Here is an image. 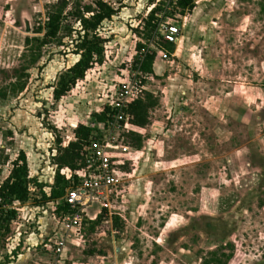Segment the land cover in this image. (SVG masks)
I'll use <instances>...</instances> for the list:
<instances>
[{
  "label": "rangeland",
  "instance_id": "rangeland-1",
  "mask_svg": "<svg viewBox=\"0 0 264 264\" xmlns=\"http://www.w3.org/2000/svg\"><path fill=\"white\" fill-rule=\"evenodd\" d=\"M59 1L0 0V187L19 152L30 176L48 184L54 144L79 122L94 124L114 88L132 79L143 44L154 50L143 24L167 0H100L114 12L109 20L85 33L65 17L57 37L37 50L26 39H43ZM65 1L64 15L98 11V0ZM193 2L190 12L168 11L179 41L143 75L142 99L154 104L144 127L128 129L141 143L125 140V190L111 220L85 208L61 254H49L42 234L59 226L56 201L30 191L22 213L10 211L0 229V264H264V0ZM91 40L101 63L55 101L61 76ZM152 43L162 45L156 36Z\"/></svg>",
  "mask_w": 264,
  "mask_h": 264
},
{
  "label": "built area",
  "instance_id": "built-area-1",
  "mask_svg": "<svg viewBox=\"0 0 264 264\" xmlns=\"http://www.w3.org/2000/svg\"><path fill=\"white\" fill-rule=\"evenodd\" d=\"M178 1L167 0L156 4L155 8L161 7V11L154 13L155 20L152 25H155V29L146 36L154 50L149 49V44L147 46L143 44L139 52L140 56L137 58L136 73L131 80L120 83L114 88L112 101L106 106L108 112L105 113V120L94 121V124L88 126L91 134L81 148L80 166L74 170H65L64 177L68 187L63 197L56 201L57 209L63 206L68 208L67 213H61L58 217L63 235L47 239V243L52 245L47 246V249L54 255L61 254L70 233L81 226L82 212L85 208L96 205L99 212H103L111 220L113 205L122 198L125 180L119 171V165L125 152L129 150L125 142L130 133L128 129L135 127L132 125V116L128 108L144 95L142 82L144 74L140 70V65L147 55L157 54L163 59L171 56L163 45L174 46L179 41L180 24L165 21L174 18L173 15L168 14V11L173 9L180 13ZM155 36L160 37L162 45L152 43ZM13 210V205H6L0 198V214Z\"/></svg>",
  "mask_w": 264,
  "mask_h": 264
},
{
  "label": "trees",
  "instance_id": "trees-1",
  "mask_svg": "<svg viewBox=\"0 0 264 264\" xmlns=\"http://www.w3.org/2000/svg\"><path fill=\"white\" fill-rule=\"evenodd\" d=\"M98 11L94 12L90 18H85L84 14L92 13V9L88 6L83 10H71L69 13L64 15L65 10L68 7V2L65 0L59 1L53 10L47 14V21L45 23V34L42 40L34 38L33 40L26 39V43L30 44L31 41L38 42L36 49L39 50L42 45H44L46 40H52L57 37V34L63 27V20L65 17L72 16L79 21V24L83 27L85 33L89 31H94L103 21L109 20L114 14L113 10L107 6L102 1L98 0L95 3ZM178 8L180 13L184 14L186 11H191L194 8L193 0H179ZM75 11V12H74ZM161 11V7H156L154 12L148 16L147 20L144 22V29L146 36L150 34L151 31L155 29V25H152V22L155 20L154 13ZM40 32V28L37 30V33ZM95 39V38H94ZM91 41H85V44L80 46L81 56L78 62H76L66 74L62 75L58 87L55 88L52 92L53 99L55 101L60 100L66 93H68L77 83L84 78L85 73L93 66L94 63H101L102 49L98 45L93 44ZM141 45H139V48ZM164 49L168 52H172L173 45L164 44ZM155 54L147 55L142 64L140 65V70L143 74H151V65L154 59ZM35 59L32 58V62ZM6 95L4 92L0 91V99H5ZM151 102V96H147L144 99H139L133 102L129 108L128 112L132 116V125L138 128H142L146 125L147 112L149 108L153 106ZM108 112V108H105L104 112L95 115V121L102 122L105 120V113ZM91 134V129L79 125L75 131V141L71 142L66 148L59 149L58 155L55 157V164L57 166V171L54 176V184L51 187L50 197H46L42 194L41 199L45 202L57 201L61 199L64 195L65 190L68 187V182L65 181L64 177L60 174L62 168H68L70 170L77 169L80 166L81 157L80 151L89 138ZM128 138L136 142L135 148L139 147L141 143V138L138 134L130 132L127 135ZM36 186V188H42V185L38 184L35 179H30L28 177V169L26 163V157L24 153H19L17 159L12 163V170L9 177L3 182L0 187V198L6 205H12L14 202L24 203L29 199V187ZM68 208L66 206L59 207L57 209L58 216L61 213H67ZM12 212H8L5 216L0 215V229L5 228L7 230L10 222V217ZM219 263L215 259L207 260L202 264H212Z\"/></svg>",
  "mask_w": 264,
  "mask_h": 264
},
{
  "label": "crops",
  "instance_id": "crops-1",
  "mask_svg": "<svg viewBox=\"0 0 264 264\" xmlns=\"http://www.w3.org/2000/svg\"><path fill=\"white\" fill-rule=\"evenodd\" d=\"M59 101V100H58ZM105 110V109H104ZM54 118H52V120H53ZM53 124V127L55 128V129H58L57 130V132L58 133H60L59 131L61 130V126H59V122L58 121H55V119L53 120V122H52ZM79 125H82V126H86V127H88L89 125L88 124H85L84 122H79L78 124H76V125H74L73 126V128H72V131L69 133L68 132V135L66 136V138L65 139H62V142L60 141V140H57L56 141V143L54 144V155H52L51 157V162H52V164L50 165L52 168L54 167L55 168V171L53 172V175H52V177L50 178V180H48V184L46 185V184H43V183H41V182H39L38 180H37V178L36 177H33V176H30V174H29V168H30V164L29 163H27V158H26V163H27V169H28V177L30 178V179H35L36 180V182L38 183V184H40V185H42V188H41V190L40 189H38V188H36V186H30L29 187V192L30 191H35V190H37L38 191V193H40L41 194V197H42V194L43 195H45L46 197H50V194L49 193H47L45 190H49L50 192H51V187L53 186V184H54V176H55V173H56V171H57V166H56V164H55V162H54V160H55V157L58 155V152H59V149H63V148H66L71 142H74L75 141V136H74V131H75V129L79 126ZM61 134H63V133H61ZM19 153H21V152H19ZM22 153H24V152H22ZM24 155H26L25 153H24ZM26 157V156H25ZM50 167V168H51ZM66 169H68V168H62L61 170H60V174L64 177V173H65V170ZM70 170V169H69ZM9 177V176H8ZM8 177H6L5 178V180L8 178ZM64 179H65V177H64ZM4 180V181H5ZM66 181V180H65ZM46 186H48L47 187V189H46ZM29 200V199H28ZM24 204H28L27 203V201L26 202H24ZM13 206H14V210L13 211H16V212H18V213H22V211H23V209L21 208V206H20V203L19 202H14L13 204H12ZM16 206H18V208L19 209H16L17 207ZM20 206V207H19ZM92 206V207H91ZM91 206H89V208L90 209H93V207H95L96 205H91ZM96 207H98V206H96ZM25 208V207H24ZM49 220V219H48ZM57 223H59L58 221H57ZM55 230H57V232L55 231ZM55 232L56 233H58V234H55ZM54 234V235H53ZM61 235H63V231H62V229H61V226H60V224H59V226L57 227H55L53 230L51 229L50 230V227L49 228H46V232H45V234H42V237H44V241L46 240L47 241V239L48 238H51L52 236H61ZM44 249V248H43ZM45 249H46V251H48L47 253H51L52 254V252L51 251H49L48 249H47V247L45 246ZM48 254V255H49Z\"/></svg>",
  "mask_w": 264,
  "mask_h": 264
}]
</instances>
